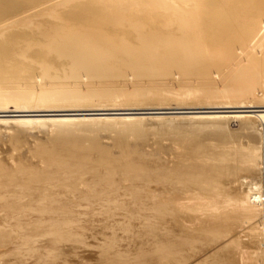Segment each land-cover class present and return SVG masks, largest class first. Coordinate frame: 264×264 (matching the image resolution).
<instances>
[{"label":"bare ground","instance_id":"obj_1","mask_svg":"<svg viewBox=\"0 0 264 264\" xmlns=\"http://www.w3.org/2000/svg\"><path fill=\"white\" fill-rule=\"evenodd\" d=\"M6 112L0 264H264V0H0Z\"/></svg>","mask_w":264,"mask_h":264},{"label":"rangeland","instance_id":"obj_2","mask_svg":"<svg viewBox=\"0 0 264 264\" xmlns=\"http://www.w3.org/2000/svg\"><path fill=\"white\" fill-rule=\"evenodd\" d=\"M55 21V20H54ZM56 22V21H55ZM126 74V73H125ZM127 75V74H126ZM128 76H129V78H130V81L129 82H131V81H133V79H131V77L133 76H131L129 73H128ZM39 78H41L42 79V76H37L36 78H35V81H36V83H37V85L38 86H41L42 85V81L40 82V80L41 79H39ZM177 79V81L179 80V78H176ZM217 79H219L218 77H217ZM85 82H86V84H88L87 83V80H84ZM84 82V83H85ZM131 83H133V82H131ZM41 84V85H40ZM179 99H172V101L170 102V100H169V102L170 103H173V105H177V103L179 102L178 101ZM180 101H182L181 99H180ZM9 106L11 107H9L10 109H15L16 107H15V104L13 103H11V104H9ZM109 108H111V107H109ZM122 108H131V107H122ZM240 110V111H239ZM247 112H246V111ZM252 110H258V108H255V109H252V108H244V107H226V108H211V109H205L204 111H215V112H219V113H249L250 111H252ZM259 110H260V108H259ZM105 111H106V113H105ZM187 111H190V110H187ZM230 111V112H229ZM148 112V113H147ZM156 112H158V111H156V110H154V109H127V110H104V111H79V112H69V111H42V113L41 112H33V113H36V114H25V113H23V114H25V115H28L27 117H35V118H45V117H47L46 119H49V120H51V118H62V117H75V116H77L78 115V117H83V116H85V115H93V114H89V113H99L100 115H118V116H136V117H143V118H141V119H143L142 120V123H144L145 121H149L150 120V122H145L143 125H145L144 127H148V129H147V134H145L142 138H139V143H137L138 144V146H139V144H143V145H141L142 147L143 146H147V147H149L147 144L148 143H151V142H153L155 139H159V141H160V144H162V146L164 147V148H171L172 146H170V143H171V141H169V139L168 138H166L167 136H165V135H157V134H155V136H157V137H155V136H153L154 135V133H155V130H156V127L159 129V127L161 128V127H166L167 128V125H168V128H176V129H178V130H180L181 132H182V129L184 130V128L186 127L187 128V126H189V127H191V126H193L194 124L195 125H211L212 123L209 121H204V122H201L200 120H197V119H186V118H184V119H181L180 121H178V120H166V119H164V118H162V119H160L159 121L157 120V119H155V118H153V116H155V115H157L158 113H156ZM70 113H75V115L73 114L72 116L71 115H68V114H70ZM78 113V114H77ZM82 113V114H81ZM101 113H103V114H101ZM3 115H5V116H10V115H22L21 113L19 114V113H15V112H6V113H0V116H3ZM138 115V116H137ZM144 115V116H143ZM153 115V116H152ZM164 115H170L169 113H164ZM151 116V117H150ZM13 117V116H12ZM9 118H11V116L9 117ZM147 118V119H146ZM151 118V119H150ZM156 122H161V123H156ZM142 123H141V127L143 126L142 125ZM156 123V124H155ZM172 123H174V124H172ZM209 123V124H208ZM70 124V123H69ZM68 124V125H69ZM73 124L76 126H79V125H81V123H79V122H73ZM73 124H71V125H73ZM79 124V125H78ZM122 123L121 122H119L118 123V125H121ZM153 124H155V125H152ZM163 124H166V126L165 125H163ZM67 124H65L64 126H68ZM105 126V127H107V125H105V124H99V126ZM118 125H116V126H118ZM157 125V126H156ZM172 125V126H171ZM156 126V127H155ZM188 127V128H189ZM185 128V129H186ZM241 128H242V121L240 120L239 121V119H232V120H230L229 121V126H227V130L228 131H230V132H234V131H236L237 130V132H239L240 130H241ZM238 129H239V131H238ZM51 130V129H50ZM50 130H48L47 132L48 133H51V131ZM118 130H120V128L118 129ZM118 130H115L114 132H112L109 136H103V135H101L100 136V138H102V140H103V142H104V139H106V140H111V138H113L114 136L113 135H115L116 134V132L118 131ZM47 132H45L44 133V131L42 132H40V133H38V136H37V138H39L40 136H39V134H41V137L39 138V140H45L48 136H46L48 133ZM120 132V131H119ZM149 132V133H148ZM150 132H152V133H150ZM156 132H157V130H156ZM234 133H236V132H234ZM151 134H152V136H151ZM36 135V134H35ZM35 135H33V136H35ZM44 135V136H43ZM48 135H50V134H48ZM112 135V136H111ZM103 136V137H102ZM147 136V137H146ZM107 137V138H106ZM110 137V138H109ZM133 136H129V138L131 139ZM149 137V138H148ZM153 137H155V138H153V140H152V138ZM37 138L36 137H34V139L35 140H37ZM43 138V139H42ZM160 139H162V140H160ZM141 140V141H140ZM143 140V141H142ZM144 140H146V142H144ZM151 141V142H150ZM166 141V142H165ZM105 143H106V141H105ZM147 143V144H146ZM107 145H109V142L108 143H106ZM110 145H112L111 143H110ZM140 146V147H141ZM170 146V147H169ZM147 149V148H146ZM139 150L140 151H142V149L141 148H139ZM241 235L242 234V236L244 235L243 234V231H241V232H238L236 235ZM88 253V252H87ZM86 253V254H87ZM85 254V253H84ZM85 254V255H86ZM88 255V254H87Z\"/></svg>","mask_w":264,"mask_h":264},{"label":"water","instance_id":"obj_3","mask_svg":"<svg viewBox=\"0 0 264 264\" xmlns=\"http://www.w3.org/2000/svg\"><path fill=\"white\" fill-rule=\"evenodd\" d=\"M25 114H29V113H25ZM30 114H36V113H30Z\"/></svg>","mask_w":264,"mask_h":264}]
</instances>
